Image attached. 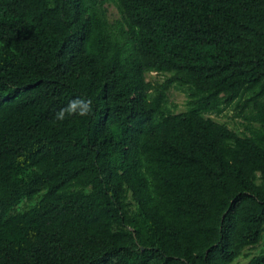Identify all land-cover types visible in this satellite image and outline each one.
<instances>
[{
    "label": "trees",
    "instance_id": "trees-1",
    "mask_svg": "<svg viewBox=\"0 0 264 264\" xmlns=\"http://www.w3.org/2000/svg\"><path fill=\"white\" fill-rule=\"evenodd\" d=\"M77 98L92 115L57 121ZM261 243L264 0H0V264H264Z\"/></svg>",
    "mask_w": 264,
    "mask_h": 264
},
{
    "label": "rangeland",
    "instance_id": "rangeland-1",
    "mask_svg": "<svg viewBox=\"0 0 264 264\" xmlns=\"http://www.w3.org/2000/svg\"><path fill=\"white\" fill-rule=\"evenodd\" d=\"M108 9L111 18H117L118 13L117 10L112 2L108 4ZM155 78L157 80H163L164 76L156 73H151L148 76V79L151 80L152 78ZM168 107L173 113H179L184 112L187 109V96L184 92L179 90H172L170 93L169 101H168ZM236 110L233 108L228 109L223 115L214 118L218 119L221 122H226L231 128L238 127L241 130H243L242 126H240L241 122H243L240 118L236 117ZM26 201L21 203L19 207H23L25 205ZM264 248V243H261L257 248L247 250L246 253H250L251 256L256 255L261 252V250ZM249 261V258L241 257L235 264H246Z\"/></svg>",
    "mask_w": 264,
    "mask_h": 264
},
{
    "label": "clouds",
    "instance_id": "clouds-1",
    "mask_svg": "<svg viewBox=\"0 0 264 264\" xmlns=\"http://www.w3.org/2000/svg\"><path fill=\"white\" fill-rule=\"evenodd\" d=\"M93 104L90 99L77 98L68 103L65 108L60 109L56 113L55 119L57 121H64L72 116H79L81 118L92 115Z\"/></svg>",
    "mask_w": 264,
    "mask_h": 264
}]
</instances>
